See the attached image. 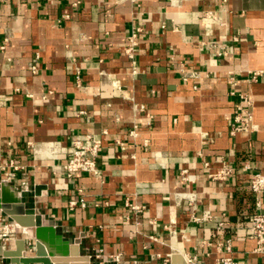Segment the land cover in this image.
<instances>
[{
    "label": "crops",
    "instance_id": "1",
    "mask_svg": "<svg viewBox=\"0 0 264 264\" xmlns=\"http://www.w3.org/2000/svg\"><path fill=\"white\" fill-rule=\"evenodd\" d=\"M0 47V188L41 217L48 255L68 256L77 239L90 264H183L185 255L213 264L229 240L234 264H264L247 222L264 213V194L257 210L248 187L264 174V77L246 80L264 71V0H0ZM181 63L198 77L183 81ZM238 95L251 103L253 130L230 136ZM87 134L100 138L99 178H66L67 154L50 159L44 145L67 152ZM204 163L233 173L210 181ZM206 212L215 219L192 220ZM34 240L15 231L1 251L20 241L30 257Z\"/></svg>",
    "mask_w": 264,
    "mask_h": 264
},
{
    "label": "built area",
    "instance_id": "2",
    "mask_svg": "<svg viewBox=\"0 0 264 264\" xmlns=\"http://www.w3.org/2000/svg\"><path fill=\"white\" fill-rule=\"evenodd\" d=\"M132 1V0H130ZM75 2L73 5H76ZM203 19L212 20L218 22V19L213 15L212 12L206 11L203 13ZM220 26H223L222 22L219 23ZM135 37V33L131 34V36L127 40L126 47L124 49V54L127 55L129 59L133 56V39ZM199 45L205 50L210 51L213 56L221 57L225 56L224 48L216 44L215 42H201ZM2 49V47H0ZM183 64L179 65V73L181 74V79L186 81L187 79H196L198 76L195 72L187 73L182 72ZM29 70L31 73L35 72V67L30 65ZM182 72V73H181ZM78 73H75L77 79ZM246 80L248 82H255L258 77H264V71H254L248 72L246 74ZM229 82L231 85H235V80L233 77L229 78ZM195 87H193L194 89ZM230 96H234V92L230 91L228 93ZM239 96V101L241 105L236 106L235 114L231 120V123L228 128V134L233 136L237 133H246L253 130L252 125V114L249 110L250 101L245 96ZM127 101L130 102L131 108L134 111L144 112L145 107L143 105L134 104L133 99L131 97L127 98ZM146 126H149V117L145 121ZM136 126H132L129 131V135L135 139L137 136ZM143 147H146L148 144V140L144 139L141 142ZM100 147V138L98 135H81L75 136L70 141V149L67 152H64L58 145H54L51 143H46L44 145V151L46 156L50 159H56L59 155L67 154L66 162L62 167V171L66 178L71 177L75 173H83V174H91L95 178H99V172L96 168V159L98 155V150ZM203 167L207 170L206 178L213 182H224L226 181L233 173V169L226 165H220L216 169L210 170L207 163H204ZM247 167H243V170H246ZM187 175L185 170L180 171V176L184 178ZM249 190L252 194L255 195L257 201L255 203V208L259 209L258 197L264 194V174L254 173L250 176ZM83 207L84 205L81 204ZM124 206L127 207L128 204L124 203ZM134 209V207H131ZM215 217L210 215V213H203L199 218L192 217V220L195 223L202 222H210ZM249 230H250V238L254 240L255 247L253 249V254L260 256L262 261L264 262V213H261L259 210L248 217L247 219ZM217 229H222L224 224L222 222H218L215 224ZM18 231L20 233H26L23 228L18 227L15 223L9 220L6 216L3 218L0 214V241H5L9 236H13L14 232ZM224 254L227 256L218 258L213 264H234L232 259L230 258L231 254V246L229 240L224 242ZM183 264H201L196 255H185L183 256Z\"/></svg>",
    "mask_w": 264,
    "mask_h": 264
},
{
    "label": "water",
    "instance_id": "3",
    "mask_svg": "<svg viewBox=\"0 0 264 264\" xmlns=\"http://www.w3.org/2000/svg\"><path fill=\"white\" fill-rule=\"evenodd\" d=\"M0 212L8 217L18 227L34 230L33 256H25V246L23 242H16L15 251H1L0 255L8 259L9 264H67L76 262L77 264H90L88 257L79 255L77 250V239L69 245V254L66 257L50 256L39 238V229L42 227V219L35 214L32 209L25 208L21 202H10L2 198L0 188ZM26 234H28L26 232ZM19 244L21 246H19ZM20 248V249H19ZM20 251V252H19Z\"/></svg>",
    "mask_w": 264,
    "mask_h": 264
},
{
    "label": "bare ground",
    "instance_id": "4",
    "mask_svg": "<svg viewBox=\"0 0 264 264\" xmlns=\"http://www.w3.org/2000/svg\"><path fill=\"white\" fill-rule=\"evenodd\" d=\"M12 189H10V188H7L5 185H3L2 186V188H1V192H2V198L4 199V200H16V195L14 194V193H12V191H11ZM30 235H33V237H34V230H29V231H27ZM44 234V233H43ZM42 234V235H43ZM50 236V235H49ZM43 237V236H42ZM46 237V236H45ZM39 238H40V236H39ZM50 239V238H49ZM46 240V239H45ZM52 240V239H51ZM48 242V241H47ZM50 242V241H49ZM48 242V243H49ZM50 243H52V241L50 242ZM49 243V244H50ZM52 245V244H51ZM52 247V246H51ZM56 247V246H55ZM61 249V248H60ZM59 255V254H58Z\"/></svg>",
    "mask_w": 264,
    "mask_h": 264
}]
</instances>
